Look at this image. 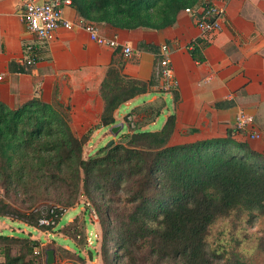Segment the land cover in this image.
Returning a JSON list of instances; mask_svg holds the SVG:
<instances>
[{
	"label": "trees",
	"instance_id": "16d2710c",
	"mask_svg": "<svg viewBox=\"0 0 264 264\" xmlns=\"http://www.w3.org/2000/svg\"><path fill=\"white\" fill-rule=\"evenodd\" d=\"M69 2L76 18L85 21L128 31H158L173 26L178 13L197 0ZM136 47L155 51L154 45L143 41ZM114 51L121 53L120 49ZM124 63L117 57L106 67L97 89L99 122L80 137L69 131L65 116L54 113L51 103L38 97L16 108L0 101V217L15 215L29 226L50 227L38 225L42 217L38 212L11 204L5 187L10 178L5 154L11 141L18 150L38 153L43 151V140L57 137V159L47 160L46 178L57 182V192H66L62 199L65 207H73L79 196H85L94 208L101 231L102 264H144L149 259L156 263L210 264L206 237L217 219L234 211L264 214V155L228 133L186 141L197 130L189 128L185 134L176 135L174 114L160 129L143 130L161 113L163 104L155 102L134 109L147 118L143 124L120 134L116 143L82 158L92 129L115 124L114 112L122 104L150 90L149 83L122 73ZM55 212L54 223L60 215ZM46 213L49 215L48 210ZM84 222L74 218L62 233L84 246ZM74 248L77 262L83 264L78 245ZM43 256L37 241L29 237L0 235V264H43ZM233 263L246 264L237 259Z\"/></svg>",
	"mask_w": 264,
	"mask_h": 264
},
{
	"label": "crops",
	"instance_id": "0c3cea01",
	"mask_svg": "<svg viewBox=\"0 0 264 264\" xmlns=\"http://www.w3.org/2000/svg\"><path fill=\"white\" fill-rule=\"evenodd\" d=\"M62 10L67 20L76 18L70 5ZM20 12L21 0H0V101L7 106L16 108L33 97L50 103L58 93L65 106L75 104L86 120L98 124V86L111 60L121 57L122 73L149 83L150 90L122 104L114 112L115 123L123 122L124 116L118 117L121 107L133 110L158 102L163 104L160 115L143 130L156 125L159 117L165 121L174 114L176 135L197 130L186 141L228 133L264 155V0H228L220 31L205 36L199 34L194 18L182 11L173 26L158 31L97 25L101 35L116 37L134 50L129 58L95 44L81 29H58L39 52V61L28 67L23 64L24 46L34 39L26 32ZM139 41L154 45L155 51L137 50ZM162 44L167 46L176 82L170 90L163 87L159 65ZM239 110L253 117L251 130L258 139L235 130ZM107 130L101 127L93 136Z\"/></svg>",
	"mask_w": 264,
	"mask_h": 264
},
{
	"label": "rangeland",
	"instance_id": "374dc122",
	"mask_svg": "<svg viewBox=\"0 0 264 264\" xmlns=\"http://www.w3.org/2000/svg\"><path fill=\"white\" fill-rule=\"evenodd\" d=\"M57 102L60 104L59 106H57ZM50 103L54 113L59 111L60 115L65 116L69 131L76 137H80L97 125L93 120H86L75 104L71 105L68 102V106H65L59 100L58 93ZM66 108L67 110H65ZM131 109L132 107L119 109L120 120L124 116L121 134L128 133L133 127H137L147 119L144 116L139 118L140 113H135L134 109ZM128 114L135 118L132 125L127 121ZM141 115L143 114L141 113ZM163 122V117H159L157 124L150 126L148 131L160 129ZM53 128H57V126L53 125ZM95 130L98 129H92L89 140L82 148V158L84 159L94 154L100 147L106 146L111 139L112 143H116L121 132L114 137L110 136L108 131L104 134L98 132L93 136ZM41 144L43 151L38 153L18 150L13 141L7 145L5 157L9 163L10 178L9 184L7 183L5 187L14 208L23 210L31 208L29 211L38 212L41 216H45L47 210L54 208L60 213L59 220L48 225L49 228L43 229L29 226L16 218L15 215L0 217V235L26 236L37 241L39 251L44 252L43 264H45V251L48 249H52L54 252L55 262L52 264H79L74 256V245H78L83 264H102L100 259L101 231L94 208L85 196H79L73 207H65L62 199L66 192H57V182L46 178L47 163L57 159V137L43 140ZM49 149H53V152H49ZM37 169H41V171ZM74 218H77L79 223L82 219L85 221L82 238L85 242L84 246L79 243L80 240H73L62 233ZM206 243V250L211 259L210 264H234L233 261L236 259L246 264H264V214L253 210L234 211L219 218L211 225ZM88 251L91 252V259H89ZM0 261H2L1 257ZM144 264L179 263L168 260L156 263L154 259H149Z\"/></svg>",
	"mask_w": 264,
	"mask_h": 264
},
{
	"label": "built area",
	"instance_id": "2783aa9c",
	"mask_svg": "<svg viewBox=\"0 0 264 264\" xmlns=\"http://www.w3.org/2000/svg\"><path fill=\"white\" fill-rule=\"evenodd\" d=\"M228 0H197L195 5L184 9V13L195 20V25L201 36L220 31L222 20L226 15ZM69 0H21L20 19L24 24L26 32L33 39V43L24 46L25 66H32L39 61V52L55 37L58 29L73 30L81 29L89 39L99 46L111 49H120L125 58L134 54L130 46L120 43L116 37L107 38L100 34L98 27L90 22L79 18L67 20L63 15V7L69 5ZM192 48V46H191ZM159 65L163 77V87L172 89L176 82L172 76L171 62L168 56V49L165 44L159 47ZM127 121L132 125L134 116L128 114ZM253 117L243 110H239L235 116V130L247 135L250 139H258L259 135L251 130ZM54 208L49 209V215L42 216L38 225L48 226L54 223L56 212Z\"/></svg>",
	"mask_w": 264,
	"mask_h": 264
},
{
	"label": "water",
	"instance_id": "95a60500",
	"mask_svg": "<svg viewBox=\"0 0 264 264\" xmlns=\"http://www.w3.org/2000/svg\"><path fill=\"white\" fill-rule=\"evenodd\" d=\"M123 128V123H115L108 127V133L111 136H116ZM112 139L106 144V146H110L112 144ZM89 259H91V252L88 251ZM55 262L54 252L52 249H48L45 251V264H52Z\"/></svg>",
	"mask_w": 264,
	"mask_h": 264
}]
</instances>
